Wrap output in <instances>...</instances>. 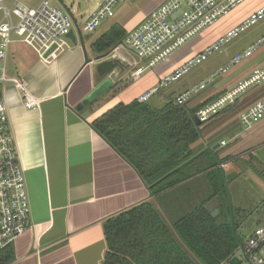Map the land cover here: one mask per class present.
<instances>
[{"label": "crops", "instance_id": "obj_1", "mask_svg": "<svg viewBox=\"0 0 264 264\" xmlns=\"http://www.w3.org/2000/svg\"><path fill=\"white\" fill-rule=\"evenodd\" d=\"M164 1L153 0L125 26L113 25L121 27L127 34ZM262 5L264 0H248L218 24L226 26V31ZM237 16L239 18L234 20ZM211 33L210 30L202 34L167 62L146 70L137 80L129 76L142 64L132 54L134 59H130L127 56L130 53L120 45L109 50L110 54L104 59L116 60L118 68L98 76L96 65L101 61L95 63L93 60L103 54L94 53L91 46L103 34L94 39L89 38L90 34L85 37L82 34L87 58L92 61L87 64L79 44H67L63 52L49 63H44L19 39L12 37L4 62L7 82L3 84V99L8 130L25 178L30 226L10 244L13 252L10 264H102L106 251L102 226L106 220L148 202L173 232L174 220L168 221L170 218L185 215L189 208L205 200L209 192L221 188L220 170L224 167L227 170L230 162L237 160L239 154L235 147L223 157L218 150L228 146H250L252 142L247 134L238 137L236 129L229 122L222 127L227 132L231 131L229 140L210 141L202 136L207 131L203 128H207L223 112L208 123H200L198 147L190 146L189 150L194 158L202 155L201 158L172 175L168 184L161 186V189L167 188L161 191L159 188L150 191V186L135 169L92 128L95 120L115 106L139 102L142 96L158 86L164 76L203 51L208 46L206 39ZM262 65L264 63L251 67L225 87H215L213 93L190 107L187 106L188 102L186 108L196 111L212 102ZM108 78L111 86L80 112H74L73 108ZM13 80L39 102L37 108L26 109L23 106L22 91L14 85ZM188 87L182 85L173 99ZM256 96V99L248 102L249 96L245 93L231 107L239 103L243 108L241 112H244L264 99V91L259 90ZM152 98L140 103L161 109L171 102L169 100L157 107L150 105ZM239 116L237 122L241 126ZM222 141L226 143L225 146H221ZM196 168L203 170L195 174ZM171 183L174 184L170 186ZM219 204L217 209L220 212ZM263 221H259L256 227Z\"/></svg>", "mask_w": 264, "mask_h": 264}, {"label": "built area", "instance_id": "obj_2", "mask_svg": "<svg viewBox=\"0 0 264 264\" xmlns=\"http://www.w3.org/2000/svg\"><path fill=\"white\" fill-rule=\"evenodd\" d=\"M125 1L97 0L95 7L85 16L83 22L78 24L69 14L70 10L64 13L52 6L48 0H44L36 8L17 3V0L8 6L5 0H0V249L9 246L30 226L25 178L13 138L8 130L3 99V84L7 82L4 62L12 37H16L31 49L40 61L49 63L67 47L69 40L66 37L69 31L75 28L82 34L94 33L104 21L114 17L115 8ZM247 1L165 0L132 28L119 44L142 64L130 73V79L137 80L146 70L154 69L167 62L185 45L202 36L208 29L215 27ZM261 21H264V5L251 12L239 24L227 29L203 51L164 76L158 86L142 96L139 102L148 100L162 88L178 81L191 69L205 62L210 54H220L227 44ZM263 45L264 35L233 57L225 67L210 73L205 80L185 90L172 102L176 106H185L220 75L226 74L229 68L249 58ZM263 82L264 65L255 68L228 92L198 108L194 115L200 123H206L223 109L234 104L250 88L257 87ZM13 83L22 91L23 106L26 109L37 108L39 102L32 98L16 80H13ZM263 117L264 99L242 112L239 122L247 131L251 130ZM220 144L226 145L224 141ZM240 255V257H234L237 258L238 264H264V221L240 245Z\"/></svg>", "mask_w": 264, "mask_h": 264}, {"label": "trees", "instance_id": "obj_3", "mask_svg": "<svg viewBox=\"0 0 264 264\" xmlns=\"http://www.w3.org/2000/svg\"><path fill=\"white\" fill-rule=\"evenodd\" d=\"M125 35L121 27L113 25L92 44V50L104 54ZM194 114L172 100L161 109L133 101L115 106L95 120L92 128L135 169L150 191H161L172 175L202 156L194 158L189 150L200 139L199 127L191 120ZM202 170L196 168L195 174ZM221 194L222 188L212 190L179 217L172 225L175 233L148 202L106 220L102 226L106 243L102 264H231L238 245L243 244L236 235L235 220L225 218L221 203L216 217L205 209ZM12 260L10 245L0 249V264Z\"/></svg>", "mask_w": 264, "mask_h": 264}, {"label": "rangeland", "instance_id": "obj_4", "mask_svg": "<svg viewBox=\"0 0 264 264\" xmlns=\"http://www.w3.org/2000/svg\"><path fill=\"white\" fill-rule=\"evenodd\" d=\"M43 1L44 0H17V3H21L27 7L36 8ZM48 1L52 6L60 9L64 13L70 10L69 14L74 17L78 24L83 22L85 16L95 7L97 2V0ZM152 1L153 0H126L125 3L115 8L114 17L104 21L94 33L89 35V38L94 39L99 34H103L105 30L115 23L121 25L123 24L125 26L126 23L134 20L139 12H141L142 9ZM5 2L8 6H10L14 0H5ZM238 18L239 16H237L234 20H237ZM221 24H217L215 27L207 30L212 31L211 35L206 39L209 43L224 33L226 26L221 27ZM263 34L264 21H261L227 44L220 54H210L205 62L191 69L178 81L169 84L166 88H162L157 94L153 95L150 105L152 104L157 107L165 105L169 100L173 99L182 85L189 87H193V85L196 86L200 80H205L210 73L218 70L220 67H225L233 56L244 50L248 45L255 42ZM86 35L87 34H83V37ZM209 43L207 45H209ZM67 44L69 45L71 42L67 41ZM201 46L203 47L204 44H201ZM123 50L130 53L125 49ZM127 56L130 59H134L131 53L127 54ZM260 63H264V45L249 58H246L239 64L229 68L226 74L220 75L211 84H209L205 90L194 96L189 101L190 104L188 103L187 106L190 107L191 104L198 103L202 99H205L214 92L215 87H225V85L231 80L243 75L251 67L259 66ZM261 89L264 91V82L257 87L250 88L246 93V96H249L248 102L256 99V92ZM242 109L243 108L239 105V103L232 107H226L221 111L223 113L216 120H213L207 128H203V130L207 131L201 133L202 136L204 138L207 137L208 140H217L218 142L220 139L229 140L232 137L229 135L231 131L227 132L225 128H222L223 124H227L229 122V124H233L232 127L236 129L238 137H242V134H247L251 137L252 142L250 146H228L218 150V154L222 157L234 147L237 149L239 154L237 160L230 162L227 170L225 167L222 170L224 171L223 173L220 170L221 178L219 177V183L222 188V194L219 197L218 203L220 202L222 204L225 218H228V220L232 219V217L234 218L237 226L236 235L241 242H244L249 238L257 223L264 219V117L254 126L252 130L245 131L244 128L237 122V118L242 113ZM198 142L193 146L198 147ZM189 209L187 211H189ZM181 216H175L174 218H170L168 221L174 220L175 222ZM240 256V245H238L235 251V257Z\"/></svg>", "mask_w": 264, "mask_h": 264}, {"label": "water", "instance_id": "obj_5", "mask_svg": "<svg viewBox=\"0 0 264 264\" xmlns=\"http://www.w3.org/2000/svg\"><path fill=\"white\" fill-rule=\"evenodd\" d=\"M66 38L74 46H77V44H79L81 46V48L84 52L86 64L92 62L91 60H89L87 58L85 47H84V44L82 41L83 40L82 33L80 30L75 29V28L72 29L71 31H69ZM109 54H110V52H107L106 54L98 56L93 60V62H95V63H97L98 61H101L96 65V72H97L98 76H100V77L104 76L107 73L118 68V63L116 60H112V61L104 60L105 58L108 57ZM110 86H111L110 80L105 79L99 86H97L90 94H88L79 104H77L73 108L74 112H76V113L80 112L85 106H87L89 103H91L96 98H98L102 93H104ZM191 120H192L195 127H199L200 122L195 115L192 116ZM217 206H218V200L216 198H214L205 205V209L210 213V215L212 217H216V215H218V213H219ZM231 264H238L237 258H233L231 260Z\"/></svg>", "mask_w": 264, "mask_h": 264}]
</instances>
